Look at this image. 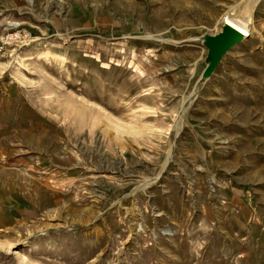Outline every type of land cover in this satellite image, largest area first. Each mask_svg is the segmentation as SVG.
<instances>
[{
	"label": "rangeland",
	"instance_id": "1",
	"mask_svg": "<svg viewBox=\"0 0 264 264\" xmlns=\"http://www.w3.org/2000/svg\"><path fill=\"white\" fill-rule=\"evenodd\" d=\"M253 2L0 0V264H264ZM231 10L251 35L195 94L188 37Z\"/></svg>",
	"mask_w": 264,
	"mask_h": 264
},
{
	"label": "water",
	"instance_id": "2",
	"mask_svg": "<svg viewBox=\"0 0 264 264\" xmlns=\"http://www.w3.org/2000/svg\"><path fill=\"white\" fill-rule=\"evenodd\" d=\"M248 36L235 26L224 22L214 33H196L188 37V43L200 45L206 50L203 61L197 68L195 94L210 82L230 52Z\"/></svg>",
	"mask_w": 264,
	"mask_h": 264
},
{
	"label": "bare ground",
	"instance_id": "3",
	"mask_svg": "<svg viewBox=\"0 0 264 264\" xmlns=\"http://www.w3.org/2000/svg\"><path fill=\"white\" fill-rule=\"evenodd\" d=\"M179 2V1H178ZM259 2V0H254L253 2V7L257 5V3ZM173 3V2H172ZM175 4V3H174ZM176 5V4H175ZM249 10V9H248ZM233 10L225 13V15L223 16L222 18V23L224 22H227L233 26H235L236 28H238L245 36H250V28H249V20L246 21V20H239V19H235V18H232L231 16L233 15L232 13ZM235 12V11H234ZM250 14V13H249ZM235 16V15H233ZM237 17V16H236ZM174 138H175V135H174ZM32 144V143H31ZM35 144V143H34ZM174 144H175V141L173 139V143H172V149L174 148ZM30 145V144H29ZM39 149V148H38ZM52 151V150H51ZM172 150L170 152V154L168 155V158H167V161H166V166L167 164L169 163L170 159H171V156H172Z\"/></svg>",
	"mask_w": 264,
	"mask_h": 264
},
{
	"label": "built area",
	"instance_id": "4",
	"mask_svg": "<svg viewBox=\"0 0 264 264\" xmlns=\"http://www.w3.org/2000/svg\"><path fill=\"white\" fill-rule=\"evenodd\" d=\"M5 39H6V37H4V35L2 34V35L0 36V47H1V48H2L3 46H5V44L3 43ZM5 43H6V41H5Z\"/></svg>",
	"mask_w": 264,
	"mask_h": 264
}]
</instances>
